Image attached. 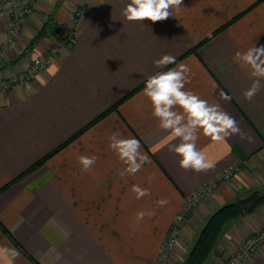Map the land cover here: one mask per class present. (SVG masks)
I'll return each mask as SVG.
<instances>
[{
	"label": "crops",
	"instance_id": "obj_1",
	"mask_svg": "<svg viewBox=\"0 0 264 264\" xmlns=\"http://www.w3.org/2000/svg\"><path fill=\"white\" fill-rule=\"evenodd\" d=\"M127 2L34 0L16 36L9 9L0 16V78L58 49L33 77L0 91V248L16 250L13 264H153L184 200L226 167L241 168L193 209L181 236L188 242L191 226L201 228L218 207L264 190V80L246 100L255 78L234 60L264 45V0H183L155 23L127 21ZM165 54L176 63L157 69ZM179 64L191 70L186 90L219 104L240 129L223 141L200 136L197 146L215 166L199 174L179 167L169 151L176 141L143 95L150 75ZM113 132L138 139L150 158L135 175H119L125 165L108 148ZM79 155L99 159L82 173ZM134 184L151 195L136 199ZM160 199L168 203L158 207ZM138 211L154 214L137 221ZM263 225L264 200L225 226L214 253L224 259ZM187 241L171 264L188 252ZM244 264H264V243Z\"/></svg>",
	"mask_w": 264,
	"mask_h": 264
},
{
	"label": "clouds",
	"instance_id": "obj_2",
	"mask_svg": "<svg viewBox=\"0 0 264 264\" xmlns=\"http://www.w3.org/2000/svg\"><path fill=\"white\" fill-rule=\"evenodd\" d=\"M183 0H128L122 9V16L129 22L145 20L162 22L173 17V11L179 12ZM234 60L242 69H247L253 80L251 86L244 90L243 96L251 101L260 91L264 80V45L253 44L247 50L237 51ZM157 69H164L176 63V57L165 54L155 60ZM190 68L179 64L168 70H160L150 75L145 81L143 95L152 108V116L158 121V127L168 134L172 141L169 151L179 157V167L197 174L207 172L215 165L203 150L197 146L200 136L212 141H223L226 137L239 133L240 129L234 117L224 111L219 104L209 103L197 93L186 90L189 82ZM225 99H230L227 94ZM108 148L125 165L119 173L121 177L135 175L143 169L150 158L142 151V145L135 137H124L122 133L113 132L109 138ZM99 159L96 155H79L78 163L82 173L90 172ZM131 191L136 199L151 195L150 189L132 185ZM158 207H164L167 199H160ZM145 211L136 213L137 221L144 219ZM22 222V221H21ZM18 253L15 249L0 248V257L5 264H13Z\"/></svg>",
	"mask_w": 264,
	"mask_h": 264
},
{
	"label": "built area",
	"instance_id": "obj_3",
	"mask_svg": "<svg viewBox=\"0 0 264 264\" xmlns=\"http://www.w3.org/2000/svg\"><path fill=\"white\" fill-rule=\"evenodd\" d=\"M33 1L34 0H6L0 3V16L5 10L9 9L10 11V15L8 18V29L12 36L17 35L25 21L26 16L32 13ZM77 14L79 15L80 11H78ZM57 50V48L52 47L50 49V52L46 54V56H39L34 58L26 68L20 70L16 75L0 78V91L10 88L16 82H22L33 77L36 71L45 67V65L50 61V55H52ZM229 169V171L226 170V173L222 175L223 177L221 176L208 185H205L199 195L202 197L206 194L208 195V193H211L217 183L223 181L224 177L228 178L229 173H232V171L234 169L236 170L237 168H235L234 166H230ZM173 242L174 237L172 236L169 238L168 246ZM263 243L264 225L247 236L245 240L237 247L235 252L232 253L226 260L225 264H244L246 260L255 252V250Z\"/></svg>",
	"mask_w": 264,
	"mask_h": 264
},
{
	"label": "rangeland",
	"instance_id": "obj_4",
	"mask_svg": "<svg viewBox=\"0 0 264 264\" xmlns=\"http://www.w3.org/2000/svg\"><path fill=\"white\" fill-rule=\"evenodd\" d=\"M230 166H234L237 169L236 170L234 169L232 171V173H229V177L228 178H225V177H224V179L221 178V179H223V181L229 180L241 168L239 163L238 164L236 163V164L230 165ZM230 166H228V167H226L224 169V171L221 173L220 177L224 173H226V170H228ZM208 184L209 183H207L206 185H208ZM204 186L200 187L192 195L187 197L184 200V202L182 203L181 207L178 209L177 213L175 214L174 218L172 219L168 229L166 230V232H165V234H164V236L162 238V241L160 243V247L157 250L156 257H155V260H154L153 264H171V258L172 257L174 258V254L176 253L175 248L178 247V244L180 242H181L180 243L181 245H182L183 242L186 243V241H187L186 238L185 237L182 238L181 236H183L184 228L188 229V227L190 228V223L192 224V221H193L192 220L193 209L196 206L199 205L200 201L203 198H205L208 195H210V193H208V195L206 194V195H204L202 197L199 195V193H201V191H202ZM213 189H215V188H213ZM208 216H209V214H208ZM203 225H202V227H203ZM199 227L200 226L194 228V227L191 226V228L193 229V231L195 233L192 235L191 240H189V242L187 241V249H190L193 246L194 241H195L199 231L202 228V227L201 228H199ZM172 236L174 237V242L171 245L168 246L169 238L172 237ZM180 239H182V240L180 241ZM217 247H218V243L216 244L215 248L212 250V252L209 254L207 260L203 264H225L226 260L230 257V255L226 253V256H225L224 259L223 258L218 259L219 256L218 255L216 256V254L214 253V251L217 249ZM186 254H187V252L183 256V258L180 257V256H177L176 257L177 260H175L174 263L175 264H182V261H183L184 257L186 256ZM215 257H217V258L215 259ZM212 259L214 261H219L220 260V263L214 262V261H212ZM174 263H172V264H174Z\"/></svg>",
	"mask_w": 264,
	"mask_h": 264
},
{
	"label": "trees",
	"instance_id": "obj_5",
	"mask_svg": "<svg viewBox=\"0 0 264 264\" xmlns=\"http://www.w3.org/2000/svg\"><path fill=\"white\" fill-rule=\"evenodd\" d=\"M229 23L230 21L222 25L218 30L225 27ZM114 107L115 105L112 108ZM100 116L96 117L93 121L100 118ZM41 161H38V163ZM32 168L33 166L23 174L29 172ZM262 199L264 200V190L262 191ZM239 215L240 211L236 201L225 203L210 213L203 227L199 231L193 246L188 250L186 256L184 257L182 264H203L218 243L224 232L225 226L230 221L236 219Z\"/></svg>",
	"mask_w": 264,
	"mask_h": 264
},
{
	"label": "water",
	"instance_id": "obj_6",
	"mask_svg": "<svg viewBox=\"0 0 264 264\" xmlns=\"http://www.w3.org/2000/svg\"><path fill=\"white\" fill-rule=\"evenodd\" d=\"M261 201H263L262 191H255L245 197L238 199L236 204L240 213H244L245 211L254 208Z\"/></svg>",
	"mask_w": 264,
	"mask_h": 264
}]
</instances>
